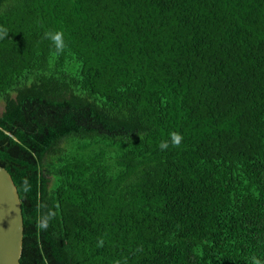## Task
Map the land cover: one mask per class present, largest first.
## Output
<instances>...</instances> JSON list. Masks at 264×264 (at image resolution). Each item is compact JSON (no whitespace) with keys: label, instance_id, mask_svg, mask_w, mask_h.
Wrapping results in <instances>:
<instances>
[{"label":"trees","instance_id":"obj_1","mask_svg":"<svg viewBox=\"0 0 264 264\" xmlns=\"http://www.w3.org/2000/svg\"><path fill=\"white\" fill-rule=\"evenodd\" d=\"M0 27L19 264L264 262V0H0Z\"/></svg>","mask_w":264,"mask_h":264},{"label":"water","instance_id":"obj_2","mask_svg":"<svg viewBox=\"0 0 264 264\" xmlns=\"http://www.w3.org/2000/svg\"><path fill=\"white\" fill-rule=\"evenodd\" d=\"M22 245L20 197L9 172L0 165V264H19Z\"/></svg>","mask_w":264,"mask_h":264},{"label":"clouds","instance_id":"obj_3","mask_svg":"<svg viewBox=\"0 0 264 264\" xmlns=\"http://www.w3.org/2000/svg\"><path fill=\"white\" fill-rule=\"evenodd\" d=\"M4 36H7V30L3 27H0V38H3ZM45 38L49 39L54 46V51L51 53L53 57H56L61 54L64 48L66 47L65 41L63 39V32H46ZM171 138L173 145L178 147L181 143L182 137L177 133H172ZM160 147L161 149L167 148V142H162L160 144ZM100 246H103L102 240L100 241ZM250 264H264V262H262L256 256H253L251 257Z\"/></svg>","mask_w":264,"mask_h":264},{"label":"rangeland","instance_id":"obj_4","mask_svg":"<svg viewBox=\"0 0 264 264\" xmlns=\"http://www.w3.org/2000/svg\"><path fill=\"white\" fill-rule=\"evenodd\" d=\"M3 109V104L0 102V112L2 111Z\"/></svg>","mask_w":264,"mask_h":264}]
</instances>
